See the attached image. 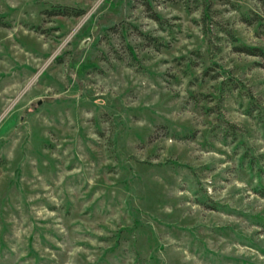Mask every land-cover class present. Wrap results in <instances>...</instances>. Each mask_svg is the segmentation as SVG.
Instances as JSON below:
<instances>
[{"label":"rangeland","instance_id":"obj_1","mask_svg":"<svg viewBox=\"0 0 264 264\" xmlns=\"http://www.w3.org/2000/svg\"><path fill=\"white\" fill-rule=\"evenodd\" d=\"M0 21V264H264V0Z\"/></svg>","mask_w":264,"mask_h":264},{"label":"trees","instance_id":"obj_2","mask_svg":"<svg viewBox=\"0 0 264 264\" xmlns=\"http://www.w3.org/2000/svg\"><path fill=\"white\" fill-rule=\"evenodd\" d=\"M52 15L55 16H66V17H78L80 15H82V12L79 11H73V10H69V9H61V10H54L52 12ZM153 19H155L156 21H160L158 19V17L156 15L152 16ZM3 23L0 21V26H2ZM129 51L133 54V52L131 51V49L128 47ZM240 52L245 53L249 56H253V57H262L264 58V51L259 49V48H248V47H241L238 48Z\"/></svg>","mask_w":264,"mask_h":264}]
</instances>
